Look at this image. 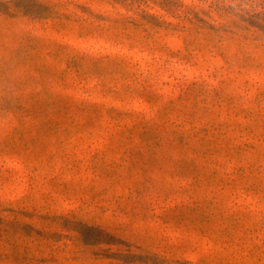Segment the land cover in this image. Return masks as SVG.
I'll return each mask as SVG.
<instances>
[{"label":"rangeland","instance_id":"obj_1","mask_svg":"<svg viewBox=\"0 0 264 264\" xmlns=\"http://www.w3.org/2000/svg\"><path fill=\"white\" fill-rule=\"evenodd\" d=\"M0 264H264V0H0Z\"/></svg>","mask_w":264,"mask_h":264},{"label":"trees","instance_id":"obj_2","mask_svg":"<svg viewBox=\"0 0 264 264\" xmlns=\"http://www.w3.org/2000/svg\"><path fill=\"white\" fill-rule=\"evenodd\" d=\"M115 1H122V0H115Z\"/></svg>","mask_w":264,"mask_h":264}]
</instances>
